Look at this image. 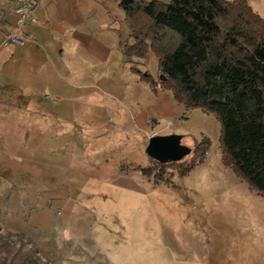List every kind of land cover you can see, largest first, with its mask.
Masks as SVG:
<instances>
[{"label":"rangeland","instance_id":"374dc122","mask_svg":"<svg viewBox=\"0 0 264 264\" xmlns=\"http://www.w3.org/2000/svg\"><path fill=\"white\" fill-rule=\"evenodd\" d=\"M248 1L264 18V0ZM111 30V59L95 77L70 81L66 96L42 95L47 108L34 118L5 113L0 227L32 237L54 264H264V195L223 163L219 118L155 99L173 96L142 78H160L158 58L126 62L125 14ZM161 133L191 149L209 140L204 162L182 175L192 152L161 171L146 152Z\"/></svg>","mask_w":264,"mask_h":264},{"label":"trees","instance_id":"16d2710c","mask_svg":"<svg viewBox=\"0 0 264 264\" xmlns=\"http://www.w3.org/2000/svg\"><path fill=\"white\" fill-rule=\"evenodd\" d=\"M118 2L130 27L126 62L154 54L160 78H142L171 90L187 109L216 114L223 163L264 195V18L248 0ZM209 149V140L194 147L181 174L203 163ZM153 160L167 171L169 162ZM0 264L54 263L25 234L0 227Z\"/></svg>","mask_w":264,"mask_h":264},{"label":"crops","instance_id":"0c3cea01","mask_svg":"<svg viewBox=\"0 0 264 264\" xmlns=\"http://www.w3.org/2000/svg\"><path fill=\"white\" fill-rule=\"evenodd\" d=\"M115 3L100 4V0H34L36 22L25 27L22 33L25 44L16 46L11 42L4 45V42L6 35L15 30L17 16L14 9L18 0H0L1 137L6 112L15 119H19L20 115L34 118L35 114H42L43 109L47 108L42 103V95L66 96L68 90L75 86L73 83L87 76L95 77L98 71H93L98 66L105 67L111 59L110 46L115 47L116 42V32L111 30L114 19L119 16L124 18V14L115 11ZM70 81L73 83L70 84ZM6 94L13 100L12 108L5 102ZM136 97L139 101L147 98L138 94ZM173 97L161 91L155 99L168 100L170 104L177 105ZM22 104L24 108L20 107ZM17 109H21V112H16ZM5 229L21 233L13 225ZM27 237L32 239L29 235Z\"/></svg>","mask_w":264,"mask_h":264},{"label":"water","instance_id":"95a60500","mask_svg":"<svg viewBox=\"0 0 264 264\" xmlns=\"http://www.w3.org/2000/svg\"><path fill=\"white\" fill-rule=\"evenodd\" d=\"M182 139L180 134L153 135L146 152L160 163L180 161L192 152L190 147L182 143Z\"/></svg>","mask_w":264,"mask_h":264},{"label":"built area","instance_id":"2783aa9c","mask_svg":"<svg viewBox=\"0 0 264 264\" xmlns=\"http://www.w3.org/2000/svg\"><path fill=\"white\" fill-rule=\"evenodd\" d=\"M34 0H18V4L14 9L17 16L15 30L8 33L5 38L4 45L13 43L16 46H23L25 39L22 36L27 25L35 23L36 19L33 15Z\"/></svg>","mask_w":264,"mask_h":264}]
</instances>
